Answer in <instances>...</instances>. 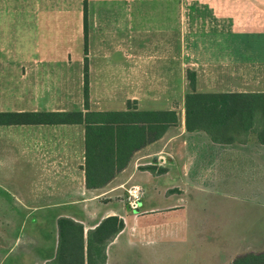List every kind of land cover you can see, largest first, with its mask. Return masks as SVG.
Here are the masks:
<instances>
[{
    "label": "crops",
    "instance_id": "1",
    "mask_svg": "<svg viewBox=\"0 0 264 264\" xmlns=\"http://www.w3.org/2000/svg\"><path fill=\"white\" fill-rule=\"evenodd\" d=\"M187 70L195 72L197 92H264V0H0V112L84 113L130 102L177 114L175 125L100 187L86 186L83 123L0 122V165H22L29 181V190L10 194L11 211L25 214L11 241L0 238V264L10 255L9 264L51 262L63 216L82 224L84 238L104 217L119 216L124 226L106 245L103 264H144L155 256L156 237L176 225L195 237L207 223L198 212L219 206L228 225L242 222L241 204L260 205L264 144L252 131L230 142L187 131ZM128 182L141 192L137 210L113 201ZM173 211L186 216L168 220ZM37 212L52 214L26 226ZM147 243L151 255L137 252ZM248 245L232 259L264 249Z\"/></svg>",
    "mask_w": 264,
    "mask_h": 264
},
{
    "label": "trees",
    "instance_id": "2",
    "mask_svg": "<svg viewBox=\"0 0 264 264\" xmlns=\"http://www.w3.org/2000/svg\"><path fill=\"white\" fill-rule=\"evenodd\" d=\"M187 79L190 87L184 97L187 131L202 130L212 140L220 142L233 141L236 132L252 131L264 144V92H197L195 72L187 70ZM83 91L87 106V62L84 65ZM0 122L83 123L86 186L100 187L126 167L135 151L157 140L169 126L175 125L177 114L174 110H140L128 102L123 110L0 112ZM147 168L154 170L151 165ZM123 226L119 216L109 215L84 238L81 223L70 217H59L56 254L47 264H103L106 245ZM229 264H264V249L241 253Z\"/></svg>",
    "mask_w": 264,
    "mask_h": 264
},
{
    "label": "rangeland",
    "instance_id": "3",
    "mask_svg": "<svg viewBox=\"0 0 264 264\" xmlns=\"http://www.w3.org/2000/svg\"><path fill=\"white\" fill-rule=\"evenodd\" d=\"M21 166L22 165L11 164L0 165V238L3 245L11 241L15 232L18 231V222L23 219L25 214L19 211H11L13 208V200L10 194H17L19 191L29 190L28 179L24 180L21 177ZM165 182L168 181L166 180ZM132 184L134 183H126L121 188L120 192L113 197V201L116 205L123 204L124 207L128 205L127 190L131 188ZM214 187L217 191L222 189L220 184L217 186L214 185ZM154 198L159 201L162 199L160 197ZM260 198V205H252L249 203L241 204V207L245 208V212L240 213L242 222H229L228 225L224 223L225 221L221 217L219 206L216 208V211L210 208L207 211L198 212V216L201 219L200 221H206L207 223L203 226L196 227L195 237L191 235V238H188V228H179V225H176V228H171L170 234L165 233L162 239H160L159 235L156 237V240H159L160 244L158 245L155 256L147 259L144 264H229L233 260V254L242 249L245 250L247 246H250L248 244H254L251 246L264 248L263 193L260 195ZM101 199L104 200L103 197ZM207 199L211 205H220L218 203L220 199L215 194H208ZM172 200L173 197L165 201V203L171 202ZM51 214L50 212L31 213L26 217V226L29 227L30 222L33 220L48 219ZM102 214L103 213L95 214L93 219H97L99 216H102ZM174 214L181 216L179 221L183 220L186 216V212L177 211L176 213L173 211L168 214V220H174ZM251 215L255 216V226H251V224H253L252 220H254L251 219ZM259 218L260 221H257ZM6 238L9 241L6 240ZM162 241L164 244H162ZM143 245L144 246L141 247L136 246L138 248L137 252L140 250L141 253L151 255V253L147 251L151 247L149 243ZM12 257L13 256L10 255L4 261V264H9Z\"/></svg>",
    "mask_w": 264,
    "mask_h": 264
},
{
    "label": "built area",
    "instance_id": "4",
    "mask_svg": "<svg viewBox=\"0 0 264 264\" xmlns=\"http://www.w3.org/2000/svg\"><path fill=\"white\" fill-rule=\"evenodd\" d=\"M128 197H127V204L130 210H137L139 208V203L141 199V192L137 186H131L127 190Z\"/></svg>",
    "mask_w": 264,
    "mask_h": 264
}]
</instances>
